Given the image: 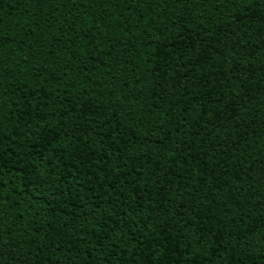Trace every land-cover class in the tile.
<instances>
[{
  "label": "trees",
  "instance_id": "obj_1",
  "mask_svg": "<svg viewBox=\"0 0 264 264\" xmlns=\"http://www.w3.org/2000/svg\"><path fill=\"white\" fill-rule=\"evenodd\" d=\"M0 264H264V0H0Z\"/></svg>",
  "mask_w": 264,
  "mask_h": 264
}]
</instances>
